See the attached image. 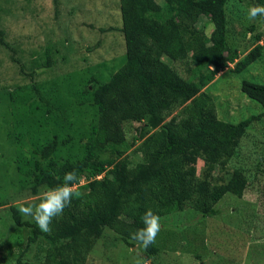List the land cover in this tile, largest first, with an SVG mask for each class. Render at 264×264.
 Returning a JSON list of instances; mask_svg holds the SVG:
<instances>
[{"label": "rangeland", "instance_id": "374dc122", "mask_svg": "<svg viewBox=\"0 0 264 264\" xmlns=\"http://www.w3.org/2000/svg\"><path fill=\"white\" fill-rule=\"evenodd\" d=\"M59 2L57 14L54 0H0V27L27 71L35 72L41 94L56 108L49 113L36 100L31 79L19 73L10 54L0 45V264H16L30 234L29 229L13 226L10 206H35L46 187L37 191L30 187L38 158L35 150L56 137L57 162L83 159L85 143L93 137L98 124V110L92 105L93 86L109 81L125 63L126 45L119 30L120 0ZM224 3L227 42L231 50L237 51L238 59L220 71L201 93L211 97L219 120L237 123L262 112L261 105L249 99L240 87L243 79L264 84V21L258 17L249 20L242 0ZM206 19L200 18L199 25ZM252 25L255 30L250 32ZM109 28L114 30H100ZM210 31L211 26L207 33ZM256 44L263 46L261 57L244 72L236 73L235 63ZM96 45L99 47L95 51L87 52ZM174 67L185 75L183 64ZM143 79L138 76L133 82ZM180 110L171 112L166 121ZM141 125H113V134H123L125 143L114 151L98 147L93 161L108 168L123 158L132 167L141 162L143 155L136 152L142 142L137 131ZM206 168L199 159L197 177L213 184L226 182L234 171L241 172L249 183L245 195L224 196L216 204L219 214L213 218L202 220L190 205L160 218L161 229L153 243L158 252L150 259H145L141 244H125L105 224L93 225L90 212L69 214L68 207L63 210L67 218L63 219L62 212L53 218L60 223L51 221V241L30 246L23 259L37 263L46 249L62 257L67 245L74 242L90 250L84 264H264V120L245 132L224 167H217L212 175ZM22 216L34 221L31 216Z\"/></svg>", "mask_w": 264, "mask_h": 264}, {"label": "trees", "instance_id": "16d2710c", "mask_svg": "<svg viewBox=\"0 0 264 264\" xmlns=\"http://www.w3.org/2000/svg\"><path fill=\"white\" fill-rule=\"evenodd\" d=\"M242 1L247 8L264 4V0ZM54 4L58 14L59 0H54ZM120 11L125 63L109 81L93 86L92 105L98 110V124L93 137L85 143L86 156L57 162L54 154L59 143L53 137L41 150H35L38 158L30 187L34 191L41 186L55 187L63 182L65 172L75 170L78 180L73 187H77L73 188L69 211L65 212H90L93 225L105 224L132 246L139 242L130 234L143 226L141 217L146 209L162 218L190 205L205 220L219 214L215 206L227 194L243 198L249 183L241 172L234 171L226 182L213 184L197 177L196 163L202 160L211 175L217 167L227 164L245 132L264 120V84L242 80L241 91L258 102L262 112L237 123L219 120L211 97L201 93L220 71L238 59L237 51L231 50L227 42L224 0H120ZM202 17L207 19L199 25ZM257 17L264 21V17ZM209 26L211 31L207 33ZM100 30L105 33L114 28ZM254 30L252 25L249 31ZM0 45L10 54L19 73L31 79L36 100L49 113L55 112L56 108L41 94L35 72L27 71L1 27ZM98 47L87 48V52ZM262 49L256 44L235 63L234 71L242 73L255 64ZM182 64L185 75L174 67ZM138 76L144 77L143 81L134 83ZM178 108L179 114L166 121ZM126 122L143 124L137 129L142 142L136 150L143 155L142 161L132 167L123 158L109 164V168L98 166L93 161L94 150L103 147L114 151L123 145L124 135L113 134L111 127ZM9 210L13 226L30 230L26 248L16 264L86 262L89 248L74 242L67 245L62 257L46 249L37 263L24 260L30 246L48 243L52 236L50 231L41 232L35 221L25 220L18 206L11 205ZM65 212L63 219L68 217ZM153 243L144 248L145 259L158 252Z\"/></svg>", "mask_w": 264, "mask_h": 264}, {"label": "clouds", "instance_id": "9594fccd", "mask_svg": "<svg viewBox=\"0 0 264 264\" xmlns=\"http://www.w3.org/2000/svg\"><path fill=\"white\" fill-rule=\"evenodd\" d=\"M246 15L249 20L256 19L258 15L264 17V4L249 7ZM62 180L63 182L55 187H45L41 191L39 202L35 206L22 204L18 208L20 213L31 216L41 232L48 233L53 218L60 216L71 203L73 183L78 180L75 170L65 172ZM141 222L143 226L137 228L130 236L144 248H147L149 244L155 241L157 233L161 229L160 217L151 209H146L141 217Z\"/></svg>", "mask_w": 264, "mask_h": 264}]
</instances>
